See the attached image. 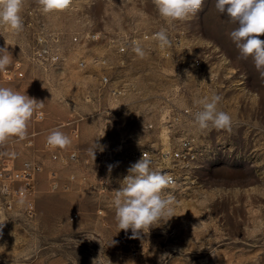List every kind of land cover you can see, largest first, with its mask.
<instances>
[{
	"label": "rangeland",
	"instance_id": "1",
	"mask_svg": "<svg viewBox=\"0 0 264 264\" xmlns=\"http://www.w3.org/2000/svg\"><path fill=\"white\" fill-rule=\"evenodd\" d=\"M22 15L19 34L0 27V47L12 53L7 68L21 60L33 71L0 86L43 101L62 121L79 118L80 134L73 137L54 117L37 125L39 148L56 128L71 138L61 149L68 162L37 153L45 168L36 214L28 219L18 204L0 216V264H264V80L251 57L240 58L228 36L236 25L216 11L214 0L183 21H166L153 0H71L66 11L51 14L24 0ZM161 28L171 41L165 48L154 39ZM40 38V46L61 56L49 80L27 60ZM110 39L125 42L126 51L118 53ZM213 95L221 97L217 110L231 117L230 130L201 129L194 120L199 101ZM183 137L193 147L187 166L163 161L161 152ZM93 141L104 147L95 160L88 152ZM14 149L6 155L14 154L16 166L31 156L21 143ZM145 150L153 170L175 169L185 184L164 190L172 197L170 220L130 238L131 229L118 227L114 190ZM52 168L68 189L49 188ZM82 174L94 186L81 183Z\"/></svg>",
	"mask_w": 264,
	"mask_h": 264
},
{
	"label": "clouds",
	"instance_id": "2",
	"mask_svg": "<svg viewBox=\"0 0 264 264\" xmlns=\"http://www.w3.org/2000/svg\"><path fill=\"white\" fill-rule=\"evenodd\" d=\"M44 14L66 11L71 0H36ZM205 0H153L159 15L166 21H183L198 13ZM24 0H0V27H6L19 34L24 28ZM216 11L236 25L228 36L239 51L240 58H252L254 67L264 80V0H214ZM160 48L170 46L167 30L161 28L154 34ZM133 51L143 58L145 49L133 42ZM12 62V53L7 47H0V72L6 71ZM219 95L199 101L201 109L194 114V120L201 129L212 126L217 129H231V117L217 110ZM44 106L43 101L10 87L0 86V147L10 138L24 140L28 136V125L35 111ZM41 118L43 114L41 113ZM62 127V126H61ZM71 138L60 128L50 131L46 145L51 149H66ZM104 147L94 142L88 149L95 160L96 151ZM7 153H0L6 155ZM14 155V154H13ZM152 161L143 153L142 157L127 169V175L119 181L114 190L115 218L120 230H132L130 238H137L140 231L167 222L172 216V197L164 190L171 186L173 178L159 170H153ZM113 165H108L109 173ZM194 225L193 227H195ZM2 227V225H0ZM94 264V262H93Z\"/></svg>",
	"mask_w": 264,
	"mask_h": 264
},
{
	"label": "built area",
	"instance_id": "3",
	"mask_svg": "<svg viewBox=\"0 0 264 264\" xmlns=\"http://www.w3.org/2000/svg\"><path fill=\"white\" fill-rule=\"evenodd\" d=\"M89 38L97 41L100 37L98 34H92ZM73 40L78 41V37L74 36ZM44 41V38H40L37 49L33 46L32 49L25 52L27 53V60L29 64L33 67L35 64L41 66L44 77L49 80L51 76V68L57 66L61 60V56L57 50H53L44 44H41L40 46V43H43ZM52 41L54 43L59 42L60 33L52 34ZM109 44L113 46L118 53H124L127 49L125 42L116 39H110ZM97 61H100L103 64L106 63V59L104 57L97 58ZM84 64V61L80 62L81 66ZM28 70L30 69L25 67V63L23 61L17 60L11 68H7L6 71L0 72V81L13 84L17 80L27 79L28 74L30 75ZM31 71L33 70H30V72ZM108 82V77L105 75L102 76L101 83L106 84ZM199 110V108H196L193 113L195 114ZM41 113L43 114V118H41ZM190 113L191 111L187 109L183 114L188 115ZM50 117H54L58 120L59 126H69L70 133L73 137H79V118L73 121L65 122L58 116H53L45 107L38 108L29 122L30 129L28 130L27 138L19 140L18 138L13 137L0 147V153H7L8 151L15 153V144L21 143L22 147L31 154V156L23 161L20 166H16L13 155L10 157L7 155H0V216L3 213L13 211L18 204L22 206L23 214L28 219H32L35 216L36 198L40 182L39 177L45 168L43 162L37 158L38 152L46 154L51 161H59L64 164L68 162V159L63 156L61 149H51L46 145V138L49 133L46 134L42 147H38L37 137L40 134V130L37 128V125L46 121ZM180 119V116L176 117V120L179 121ZM192 148L191 139L183 137L177 148L163 150L160 157L163 161H176L182 166H187L189 160L193 158ZM143 153L147 154L150 158L149 150L139 152L136 156L141 158ZM71 156L73 157L74 155L72 154ZM167 174H169L174 181V183L169 187H177L185 184L182 176L175 169L169 170ZM48 177L50 181L49 188L51 190L68 189V186L60 185L58 181V171L56 169H49ZM88 181L87 175L82 174L80 182L90 187L94 186Z\"/></svg>",
	"mask_w": 264,
	"mask_h": 264
}]
</instances>
